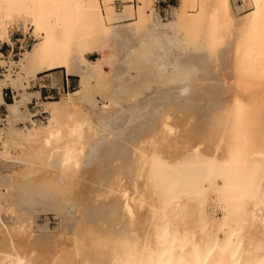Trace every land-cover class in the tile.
<instances>
[{
	"label": "bare ground",
	"instance_id": "1",
	"mask_svg": "<svg viewBox=\"0 0 264 264\" xmlns=\"http://www.w3.org/2000/svg\"><path fill=\"white\" fill-rule=\"evenodd\" d=\"M159 2L0 0V264H264V0Z\"/></svg>",
	"mask_w": 264,
	"mask_h": 264
},
{
	"label": "rangeland",
	"instance_id": "2",
	"mask_svg": "<svg viewBox=\"0 0 264 264\" xmlns=\"http://www.w3.org/2000/svg\"><path fill=\"white\" fill-rule=\"evenodd\" d=\"M159 1L160 2L157 5V9L159 10L162 18L165 20L170 16L168 4H178L180 2V0H174V1L169 2V3L162 1V0H159ZM232 1H233V4H235V2H234L235 0H232ZM135 5H136V3H135ZM152 5H153V3H152ZM36 39H37V37L35 36V34H33V28H31L28 32H26V27L24 24H22L20 26L15 25V26H12L10 28L9 38H5V39H2L0 41V47L3 46V49H0V78L4 77L5 73L7 72V68H8V64L1 63V61L5 60L8 62V61L20 59L22 53L26 49L31 48L33 46V44L37 41ZM88 57L90 59H95L98 57V54L97 53H90V54H88ZM55 72L56 73H54V81L57 82L59 72L58 71H55ZM26 84H27V88H26L27 91L32 92V89H30L31 83L27 82ZM73 84H74V87L66 89L65 92H62L59 95H54L52 97H47V98L43 97V99L54 100V99H60L62 97H65L68 92L77 89V87H78V78L77 77L74 78ZM8 88L10 90H8L9 93L6 96L8 98L7 100L9 102H11V101H13V97H14V94L16 91L13 87H8ZM11 89H12L13 93L11 92ZM29 107H30L31 112H34L36 110V108H39V100L36 98H33L32 102L29 104ZM7 114H8V112H7L6 106L0 105V127L1 128L6 126V121H4V119L7 117ZM35 119L45 120L44 116H42V115L35 117ZM79 216L83 217L82 214H79ZM217 217L218 218L223 217V212L220 209L217 212ZM56 223H57V220L53 216H51L50 225L55 226ZM50 248L45 247V248H43V251H47ZM51 249H53V248H51Z\"/></svg>",
	"mask_w": 264,
	"mask_h": 264
},
{
	"label": "crops",
	"instance_id": "3",
	"mask_svg": "<svg viewBox=\"0 0 264 264\" xmlns=\"http://www.w3.org/2000/svg\"><path fill=\"white\" fill-rule=\"evenodd\" d=\"M165 2H172L174 0H162ZM169 5V4H168ZM54 73L55 71L51 73H42L39 75L38 79L32 80L30 89H32V92H40L42 97H52L54 95H59L62 92H65L66 89L74 87V76L68 75L66 73H62L61 79L57 82L54 81ZM43 82V83H42ZM9 88L5 89V99H7V94L9 93ZM11 92L13 93L12 89ZM3 106V105H2Z\"/></svg>",
	"mask_w": 264,
	"mask_h": 264
},
{
	"label": "built area",
	"instance_id": "4",
	"mask_svg": "<svg viewBox=\"0 0 264 264\" xmlns=\"http://www.w3.org/2000/svg\"><path fill=\"white\" fill-rule=\"evenodd\" d=\"M0 49H3V46H1Z\"/></svg>",
	"mask_w": 264,
	"mask_h": 264
}]
</instances>
